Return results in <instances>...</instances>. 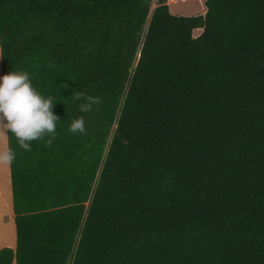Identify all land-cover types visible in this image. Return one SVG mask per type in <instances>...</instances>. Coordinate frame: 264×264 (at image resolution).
I'll return each mask as SVG.
<instances>
[{
	"label": "trees",
	"instance_id": "1",
	"mask_svg": "<svg viewBox=\"0 0 264 264\" xmlns=\"http://www.w3.org/2000/svg\"><path fill=\"white\" fill-rule=\"evenodd\" d=\"M168 1L0 0L1 76L59 118L0 132V264H264V0Z\"/></svg>",
	"mask_w": 264,
	"mask_h": 264
},
{
	"label": "clouds",
	"instance_id": "2",
	"mask_svg": "<svg viewBox=\"0 0 264 264\" xmlns=\"http://www.w3.org/2000/svg\"><path fill=\"white\" fill-rule=\"evenodd\" d=\"M72 96L83 101L79 104V111L85 114L102 103L101 97L90 96L84 91H76ZM55 103V97H45L36 90L27 71H12L0 77V132L13 134L24 151L32 150V141L51 146L58 135L59 118L53 113ZM69 132H86L83 116L73 119ZM14 159L15 153L11 150L0 152V164H10Z\"/></svg>",
	"mask_w": 264,
	"mask_h": 264
},
{
	"label": "rangeland",
	"instance_id": "3",
	"mask_svg": "<svg viewBox=\"0 0 264 264\" xmlns=\"http://www.w3.org/2000/svg\"><path fill=\"white\" fill-rule=\"evenodd\" d=\"M199 0H190V1H182L181 5H184V9L180 10L179 4H173L171 5L170 2L168 1V3L170 4V6L172 7V9L174 10L173 12H175V14H184V15H197V14H202L204 12H201L202 9V5H200V2L198 3ZM201 2H205V0H202ZM156 4V0H154V4L153 6H155ZM202 4V3H201ZM206 4V3H205ZM202 28H197L194 30V35L198 36L201 32H202ZM2 62L0 61V77L2 74Z\"/></svg>",
	"mask_w": 264,
	"mask_h": 264
}]
</instances>
